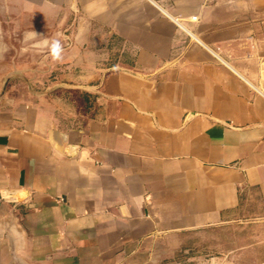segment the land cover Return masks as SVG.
Here are the masks:
<instances>
[{
  "label": "crops",
  "instance_id": "crops-1",
  "mask_svg": "<svg viewBox=\"0 0 264 264\" xmlns=\"http://www.w3.org/2000/svg\"><path fill=\"white\" fill-rule=\"evenodd\" d=\"M15 1L68 14L83 103L0 96V264H183L184 233L264 210V0ZM13 3L0 72L27 70Z\"/></svg>",
  "mask_w": 264,
  "mask_h": 264
},
{
  "label": "rangeland",
  "instance_id": "rangeland-1",
  "mask_svg": "<svg viewBox=\"0 0 264 264\" xmlns=\"http://www.w3.org/2000/svg\"><path fill=\"white\" fill-rule=\"evenodd\" d=\"M12 1L13 8L3 13V30L9 34L7 56L18 63V67L27 70L0 72V91L8 78L5 91L50 98L66 114L81 110L82 92L74 87L78 82L76 76L81 73L70 72L62 62L69 59V55L63 57L58 53L69 46L64 36H56L68 32V14L56 15L50 8H45L42 13L33 8L20 12L17 1ZM244 206V214L236 222L184 233L180 261L183 264H212L211 261L264 264V210L252 200Z\"/></svg>",
  "mask_w": 264,
  "mask_h": 264
},
{
  "label": "water",
  "instance_id": "water-1",
  "mask_svg": "<svg viewBox=\"0 0 264 264\" xmlns=\"http://www.w3.org/2000/svg\"><path fill=\"white\" fill-rule=\"evenodd\" d=\"M7 83H8V78H6L4 83H3L2 89L0 91V96H2L4 94Z\"/></svg>",
  "mask_w": 264,
  "mask_h": 264
}]
</instances>
